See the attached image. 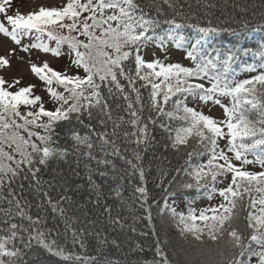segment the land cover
Listing matches in <instances>:
<instances>
[{"label":"snow or ice","instance_id":"obj_1","mask_svg":"<svg viewBox=\"0 0 264 264\" xmlns=\"http://www.w3.org/2000/svg\"><path fill=\"white\" fill-rule=\"evenodd\" d=\"M188 8L180 0H63L24 13L14 0H0V35L14 45L0 55V71L15 58L40 82L0 75V264H45L44 255L64 264H121L105 254L120 249L115 239L95 232V243H86L68 180L43 179L69 157L88 162L94 203L105 197L113 225L123 229V219L119 211L112 216L93 171L114 174L111 193L121 208L143 210L138 219L151 222L155 206L187 245L177 261L169 241L157 236L150 257L137 243L127 264H264V36L246 46L264 23L202 24ZM225 33L233 38L227 45L219 39ZM173 50L191 66L169 62ZM35 52L66 66L34 62ZM241 73L255 74L240 79ZM41 85L47 98L37 94ZM217 108L220 115L210 114ZM157 129L164 150L183 160L175 175L158 169L162 204L148 187L151 169L142 155ZM182 195L194 198L178 210ZM196 196L209 203L195 207ZM89 247L94 255L86 254Z\"/></svg>","mask_w":264,"mask_h":264},{"label":"trees","instance_id":"obj_2","mask_svg":"<svg viewBox=\"0 0 264 264\" xmlns=\"http://www.w3.org/2000/svg\"><path fill=\"white\" fill-rule=\"evenodd\" d=\"M180 3L184 4L185 12L189 11L188 5L191 6V12L196 14V17L203 24L207 19H211L214 24H221V26H231L237 27V21H249L250 29L258 27L261 23H264V0H180ZM212 5L208 7L207 5ZM166 12H169L167 6H163ZM170 14V13H169ZM185 31L190 32V29ZM253 37L250 39L246 46H255L256 42L261 36H264V30L260 32L250 33ZM219 39L227 45L231 39H233L229 34H222ZM250 59V58H246ZM241 73L238 78H242ZM147 95L146 90H142ZM156 141L153 145L149 146L148 151L143 153V163L146 169H151L150 174L147 175L148 187L152 190V195L156 197L157 200L163 203L164 193L161 189L155 187L156 177L159 175L158 169H166L170 175H175L173 171L179 168L183 164V160L174 155L171 150L165 151L163 148L162 141L164 139V134L157 129L155 132ZM88 162L84 158H79V164L69 157L66 163L53 165L52 171H46L44 173L43 179L48 180L52 177L60 175L68 180L71 191L68 195L72 197V214L78 217L83 223L82 226L86 229L85 239L86 243L91 245L95 243L96 237L95 232H100L106 235L109 240L115 239L120 244V249L117 250L114 247H108L105 249V254L109 256V259L118 258L121 260V264H127L128 261L135 259V256L130 254L131 249L135 247L137 243L141 244L147 255L151 256V251L149 249H154L155 241L157 236L161 240L169 241V249L171 252L175 253L173 257L177 261H181L184 257L182 251L183 248H187L179 236L177 235L175 225H168L162 217L156 215L155 206L153 207V220L149 222L146 218L138 219V217L145 216L143 210H138L133 208L129 211L128 208H121L119 201L114 202V198L111 193V189L117 186V179L113 178V173L109 172L108 176L100 177L96 175L93 171L92 178L97 183L100 184L104 190L107 204L113 207L112 216L119 215L123 219L124 227L121 229L119 226H115L110 222L107 214L103 211V204L105 197H102V202L100 206H97L95 201V193L92 191L91 186L88 181V175L90 174L85 165ZM118 168H123L122 161H117ZM90 167L96 170L97 166L95 162H91ZM103 167V166H101ZM179 179V177H178ZM134 182H137L134 180ZM125 199L131 193V186L125 182ZM27 189V185H26ZM54 198L57 197V190L50 192ZM193 196H181L177 200L178 210L184 208V204L192 200ZM202 198L199 196L195 197V200ZM29 199L32 196L29 195ZM169 203H172L169 199ZM35 201H33V212H35ZM82 206V207H78ZM89 221L93 223H89ZM58 222V221H57ZM53 225L51 216L49 217V226ZM62 225L60 228L62 229ZM135 228L136 231H131ZM153 228L155 231H153ZM141 233H147V235H141ZM75 251H81L79 247ZM86 254L94 255V250L89 247V252ZM45 264H64L62 260L58 258L51 257L47 255L42 257Z\"/></svg>","mask_w":264,"mask_h":264},{"label":"rangeland","instance_id":"obj_3","mask_svg":"<svg viewBox=\"0 0 264 264\" xmlns=\"http://www.w3.org/2000/svg\"><path fill=\"white\" fill-rule=\"evenodd\" d=\"M14 3L19 6V10L21 12L26 13V12H28V11L32 10L33 8H36L40 5L53 6V5L63 3V0H14ZM11 47H14L12 42L8 38H5L2 35H0V55H4L5 52ZM169 47H171V45ZM152 51L153 50H149V54H147L145 56L146 59L152 58V55H151ZM20 55H25V54L20 53ZM31 58L34 62H37V63H40L43 60L47 59L50 61V63L52 64L53 67H55L59 70H63V68L66 66L65 61L54 60L50 55H46V54H43L40 52H35ZM169 62H181V63L185 64L186 66H191V62L184 59V53L182 51L173 50L172 55H171V59ZM28 67L29 66L27 64L21 65L18 63V61L15 58H13L11 69L8 71H0V75H4L6 79H12L14 77H22L23 78L22 83L24 85H27L28 83L40 84V82L37 80V78L34 77L30 73V71L28 70ZM254 74L255 73H245V74L241 75V77H242L241 79L247 78L248 76L254 75ZM41 88H42V85H41V87L37 88V90H36L37 94L44 95L45 98H47L46 93H44L41 90ZM46 107L51 108L52 104H50V103L46 104ZM204 111L207 112L208 110L205 108ZM221 111L222 110L217 108V109H214L213 112L210 114L220 115ZM256 170H258V168ZM217 200H218V198L214 199L212 201V203H216ZM208 203L209 202L207 201L206 198H199L196 200V203L194 206L199 208V207L205 206ZM184 206H185V204H184Z\"/></svg>","mask_w":264,"mask_h":264}]
</instances>
